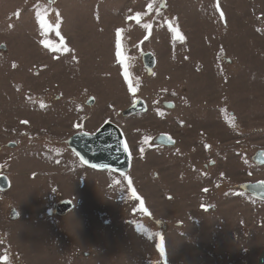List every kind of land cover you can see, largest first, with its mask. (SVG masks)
Instances as JSON below:
<instances>
[{
  "label": "rangeland",
  "instance_id": "374dc122",
  "mask_svg": "<svg viewBox=\"0 0 264 264\" xmlns=\"http://www.w3.org/2000/svg\"><path fill=\"white\" fill-rule=\"evenodd\" d=\"M106 122L125 176L65 146ZM258 150L264 0H0V264H264Z\"/></svg>",
  "mask_w": 264,
  "mask_h": 264
},
{
  "label": "water",
  "instance_id": "95a60500",
  "mask_svg": "<svg viewBox=\"0 0 264 264\" xmlns=\"http://www.w3.org/2000/svg\"><path fill=\"white\" fill-rule=\"evenodd\" d=\"M143 65L147 75H151L155 67L154 57L150 53L142 55ZM89 99V103H92ZM146 112V106L140 99L124 111V116ZM156 144L172 147L173 142L167 136H159ZM13 146V145H12ZM65 146L80 161V163L98 172L110 171L125 176L131 168V155L121 130L112 123L106 122L94 133L79 132L70 135L65 140ZM252 161L257 166H264V151L258 150ZM97 165L98 167H92ZM9 188L5 177L0 178V189ZM241 189L256 200L264 202V181L245 184ZM58 213L67 214L72 210L69 201H61L57 205Z\"/></svg>",
  "mask_w": 264,
  "mask_h": 264
},
{
  "label": "snow or ice",
  "instance_id": "6c2138e0",
  "mask_svg": "<svg viewBox=\"0 0 264 264\" xmlns=\"http://www.w3.org/2000/svg\"><path fill=\"white\" fill-rule=\"evenodd\" d=\"M117 37H119V32H117ZM116 55H117V58H119L120 55H121L119 39H117V42H116ZM125 79H127V73H125ZM92 167L95 168V167H98V166L97 165H92ZM129 190L131 191V194H132L134 199L140 200V197L137 196V194H136V192L134 190H132L131 182H129ZM205 191H207V189H205ZM139 211L145 212V214H147V210L145 209L144 203L142 201L140 203ZM158 248H159L161 256H163L164 255L163 246L159 245Z\"/></svg>",
  "mask_w": 264,
  "mask_h": 264
}]
</instances>
